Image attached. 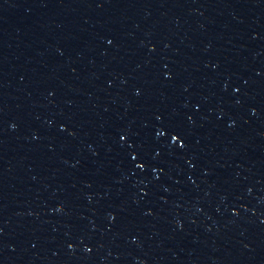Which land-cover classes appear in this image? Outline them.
Listing matches in <instances>:
<instances>
[{"label": "water", "instance_id": "1", "mask_svg": "<svg viewBox=\"0 0 264 264\" xmlns=\"http://www.w3.org/2000/svg\"><path fill=\"white\" fill-rule=\"evenodd\" d=\"M0 264H264V0H0Z\"/></svg>", "mask_w": 264, "mask_h": 264}]
</instances>
